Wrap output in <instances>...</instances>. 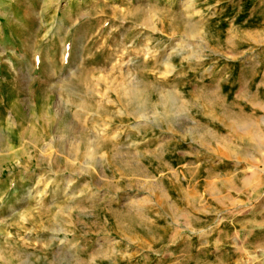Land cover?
Here are the masks:
<instances>
[{"label": "rangeland", "instance_id": "1", "mask_svg": "<svg viewBox=\"0 0 264 264\" xmlns=\"http://www.w3.org/2000/svg\"><path fill=\"white\" fill-rule=\"evenodd\" d=\"M256 121L264 0H0V264H264Z\"/></svg>", "mask_w": 264, "mask_h": 264}, {"label": "bare ground", "instance_id": "2", "mask_svg": "<svg viewBox=\"0 0 264 264\" xmlns=\"http://www.w3.org/2000/svg\"><path fill=\"white\" fill-rule=\"evenodd\" d=\"M185 30H186V34L187 33H190V34H192V33H194V29H193V27L192 26H190V25H188V26H186V28H185ZM63 61V60H62ZM118 61V60H117ZM116 61V62H117ZM121 61V60H120ZM119 62V61H118ZM113 69H111V71H112ZM54 72H56V71H54ZM55 74V73H54ZM129 77V73H127V76H126V81H125V84L124 85H122V88L121 89H119L118 88V86H116L113 82H111L110 80H107V79H109L110 78V74L109 73H107V76H106V84H108V83H110L109 84V86H110V89H112L113 90V87H114V90H113V92L115 93V97H116V99H115V101H116V103L115 102H111L112 104H116V105H121L122 103L121 102H125L124 103V105H127L128 107H132V110H133V113H136L135 111H137V109L139 108L140 109V107H141V105H138L139 103H138V101H139V97H140V94H141V92H140V90H138L136 87H134L133 85H131V80H127V78ZM64 79H65V81H63L61 84H60V86H59V88L62 90V88H66L70 83H72L73 81H72V78H67V77H64ZM114 79V78H113ZM26 81V80H25ZM75 81L79 84H82L83 86H86L87 88H89V90L91 89V86H92V83H91V81H90V77H89V75H88V73H86V72H79L76 76H75ZM110 81V82H109ZM75 82V83H76ZM21 81H15L14 82V86L16 87H18V86H20V87H23V86H21ZM102 83V82H101ZM90 93V92H89ZM141 98V97H140ZM164 99H165V101H168L167 100V97H164ZM144 101V100H143ZM164 101V100H163ZM164 101V102H165ZM163 102V103H164ZM111 103H108V105H110ZM121 103V104H120ZM165 104V103H164ZM163 104V105H164ZM12 105H14V104H12ZM123 105V104H122ZM57 116V115H56ZM56 116H53V117H51V119H49L47 122H46V125H48L49 127H52L53 128V130H55V131H57V132H59V134H57V135H60L61 136V134H63L65 131H67V132H69L68 133V135L70 136V134L71 135H74V134H76V133H78L79 132V135L81 134H83L85 131L84 130H82V132H80L78 129H77V127L76 126H74V124L73 123H71L69 120H66V119H64V117L63 118H61V119H59V118H55ZM58 117V116H57ZM21 124H24V122H23V120H21ZM29 129V128H28ZM28 129H26V130H28ZM26 130H24L25 132H26ZM56 133V132H55ZM102 136V135H101ZM257 136V135H256ZM72 137V136H71ZM88 139V138H87ZM85 140L84 142H83V144H84V146H83V157L86 159V158H91V157H93V155H92V153H96L97 152V150H98V148L99 147H94V149L93 148H91V145H89V139L88 140ZM105 140V137L104 136H102V138H97V140H98V142H99V140ZM32 142V141H31ZM33 143V145H35V147H37L38 146V144H36V140H34V142H32ZM65 144V143H64ZM81 144V143H80ZM68 146V145H67ZM80 147H81V145H79ZM71 147V146H70ZM69 149V148H68ZM70 150H71V148H70ZM69 150V151H70ZM72 151V150H71ZM70 154V153H69ZM92 159V158H91ZM88 160H90V159H88ZM92 161V160H91Z\"/></svg>", "mask_w": 264, "mask_h": 264}, {"label": "crops", "instance_id": "3", "mask_svg": "<svg viewBox=\"0 0 264 264\" xmlns=\"http://www.w3.org/2000/svg\"><path fill=\"white\" fill-rule=\"evenodd\" d=\"M249 134H250V139L255 142L254 148L258 149L261 142L264 141L261 139L262 136H264V132H262V129L259 128L257 121L255 123L254 128L250 131ZM262 143H264V142H262Z\"/></svg>", "mask_w": 264, "mask_h": 264}]
</instances>
